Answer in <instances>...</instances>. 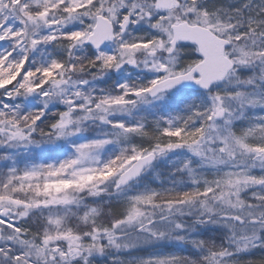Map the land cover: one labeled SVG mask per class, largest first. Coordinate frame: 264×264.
I'll list each match as a JSON object with an SVG mask.
<instances>
[{
    "label": "snow or ice",
    "instance_id": "1",
    "mask_svg": "<svg viewBox=\"0 0 264 264\" xmlns=\"http://www.w3.org/2000/svg\"><path fill=\"white\" fill-rule=\"evenodd\" d=\"M104 258L264 264V0H0V264Z\"/></svg>",
    "mask_w": 264,
    "mask_h": 264
},
{
    "label": "rangeland",
    "instance_id": "2",
    "mask_svg": "<svg viewBox=\"0 0 264 264\" xmlns=\"http://www.w3.org/2000/svg\"><path fill=\"white\" fill-rule=\"evenodd\" d=\"M109 83H111V82H109ZM101 86H104V85H101ZM256 257H259L260 256V253L259 252H257L256 254ZM109 264V262H108V258H104V259H102V260H99L98 262H97V264Z\"/></svg>",
    "mask_w": 264,
    "mask_h": 264
},
{
    "label": "trees",
    "instance_id": "3",
    "mask_svg": "<svg viewBox=\"0 0 264 264\" xmlns=\"http://www.w3.org/2000/svg\"><path fill=\"white\" fill-rule=\"evenodd\" d=\"M100 264V263H99Z\"/></svg>",
    "mask_w": 264,
    "mask_h": 264
}]
</instances>
